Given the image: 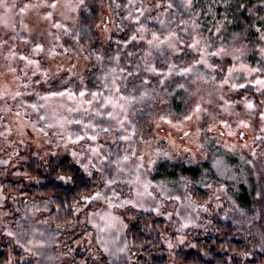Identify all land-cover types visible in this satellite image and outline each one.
Listing matches in <instances>:
<instances>
[{
	"label": "rangeland",
	"instance_id": "1",
	"mask_svg": "<svg viewBox=\"0 0 264 264\" xmlns=\"http://www.w3.org/2000/svg\"><path fill=\"white\" fill-rule=\"evenodd\" d=\"M169 1L172 0H57L58 7L51 9L39 7L45 0H0V38L4 42L0 45V244L14 243L22 255L19 262L124 264L125 260L131 259L127 229L134 218L144 212L163 220L167 227L166 245L172 240L177 244L184 241L183 233L200 230L209 223L214 207L226 203V192L221 186L207 187L213 201L210 206L206 205L208 203L199 205L195 197L187 200L190 196L187 197L184 184L167 186L152 178V174L164 156L203 158L204 141L208 136L227 148L249 154L257 148L255 160L260 168H264V146L256 147L254 138L255 134L264 137V118L261 116L264 109L258 112L256 106L248 109L249 101L236 97L240 88L233 87L236 85L233 80L249 79L254 73L251 69L261 68L250 67L240 51L234 53L230 48L224 49L228 54L210 55L215 52L207 51V45L197 34L192 36L193 43L200 41L197 47L204 49V52L199 51L197 61L204 53L209 54L207 65L195 63L203 65V71L190 70L195 74L192 78L193 104L200 102L210 113L202 114L199 120L195 117L191 121L172 119L170 112L162 108V99L158 100L161 101L158 109L140 119L136 111L137 99L126 95L120 89L126 85L116 80L106 81L89 94L81 90L74 95L64 87L57 90L46 84L41 89L38 79L19 77L18 66L13 60L15 54L22 65L28 60L19 56L22 52L16 48L17 37L21 39L19 48L25 47L33 35L55 39L57 31L72 25L80 9L89 4L99 11L97 33L106 37L113 22L111 5L120 7L128 16L137 17L147 9L154 12L157 9L154 4ZM49 13L51 17L45 19ZM16 34L19 36L15 37ZM167 48L170 50L168 45ZM259 49L264 62L261 54L264 39ZM177 50L178 46L173 49ZM234 54L236 59H233ZM211 57L218 59L219 68L225 67L220 72L221 78L217 76L220 75L218 66H213ZM228 59L232 63L227 67ZM49 62L52 76L63 75L66 83H77L75 80L87 70L86 57L75 52L52 56ZM68 69L71 70L68 72ZM225 79L226 84L223 83ZM256 81L254 83L260 86ZM87 96L89 100H86ZM161 116L166 119L161 120ZM77 136L84 139L77 140ZM92 136L97 138L91 140ZM51 158H68L84 176L96 180L93 192L75 209L74 220L61 227L48 222L49 207L33 202L27 204L21 199L17 202L7 185L23 179L20 170L28 160L48 162ZM212 165L224 179L233 181L235 177L238 182L239 175L235 176L233 170L227 171L222 158L214 160ZM108 181L113 182L109 184ZM4 188L9 193L6 191L5 194ZM8 232L13 235L9 236ZM75 254L80 256L74 258Z\"/></svg>",
	"mask_w": 264,
	"mask_h": 264
},
{
	"label": "trees",
	"instance_id": "2",
	"mask_svg": "<svg viewBox=\"0 0 264 264\" xmlns=\"http://www.w3.org/2000/svg\"><path fill=\"white\" fill-rule=\"evenodd\" d=\"M172 1L168 2L173 5L170 9L168 3H162V7L154 12L147 9L143 15L139 13L138 22L135 15L128 16L120 7L111 5L113 22L106 37L97 33L99 11L90 4L80 9L72 25L58 30L55 39L33 35L25 47L19 48L21 39L16 34V48L22 52L19 56L28 60L22 65L15 54L13 60L18 66L19 77L38 79L41 89L46 84L57 90L64 87L74 95L81 90L89 94L106 81L116 80L126 85L120 88L126 95L137 99L138 118L158 109L161 102L158 100L162 99V108L170 112L172 119L179 120L191 111L195 101L191 95L195 74L190 71L181 74L182 70L187 68L194 72L197 69L200 72L204 68L195 65L199 55L197 48L189 47L193 44V34H197L207 45V51L230 48L236 53L239 49L250 67L261 68L249 79L241 77L233 81L243 85L238 87L236 97L253 102L256 112L264 109V87L254 83L264 80V62L259 53L263 42L261 35L264 34V0H193L191 8H185L182 0ZM141 25L143 30L137 32ZM182 29L186 31L182 32ZM153 32L160 40L175 33L171 39L178 50H168L167 45L157 46L156 42L149 45ZM2 43L0 38V45ZM37 44L41 45L39 50ZM72 52L86 57L87 70L75 80L77 83H66L63 75L52 76L49 61L52 56ZM214 58L211 57L213 66L217 65V71L223 72L225 67L219 68L220 62ZM226 61L228 67L232 61ZM150 67L156 71H148ZM221 75L217 76L221 78ZM254 138L256 147L264 146V137L255 134ZM204 142L203 158L164 156L156 164L152 178L167 186L184 184L185 193L190 196L187 200L195 197L199 200L197 204L208 203L207 206L213 201L207 187L221 186L227 195L226 203L214 207L209 223L200 230L183 233L184 241L178 244L174 243L176 240L167 245L164 243L167 227L163 220L149 212L139 214L126 232L131 259L125 260L124 264H264V168H260L255 160L258 149L250 154L230 149L215 142L211 136ZM219 158L226 164L227 171L233 170L235 176L239 175L238 182L235 177L232 181L219 175L212 165ZM20 172L23 173L22 180L7 184L11 193L17 202L21 199L27 204L33 202L49 207L46 218L55 226L71 223L77 206L95 189V178L84 176L68 158H51L48 162L30 159ZM4 190L7 194L8 190ZM14 246L9 241L0 244V264H32L19 262L22 255ZM9 247L11 251L7 250ZM78 256L80 254H75L74 258Z\"/></svg>",
	"mask_w": 264,
	"mask_h": 264
},
{
	"label": "snow or ice",
	"instance_id": "3",
	"mask_svg": "<svg viewBox=\"0 0 264 264\" xmlns=\"http://www.w3.org/2000/svg\"><path fill=\"white\" fill-rule=\"evenodd\" d=\"M130 2H131V0H130ZM182 4H183V6L185 8H191L192 4H193V0H182ZM26 7H28V6H26ZM39 7L56 9L58 7V2H57V0H53V2L47 3L46 0H45V2H43L42 4L39 5ZM154 7H157V8L162 7V4L156 3V4H154ZM167 7L169 9L172 8L173 7L172 3H168ZM137 11H140V9H137ZM140 15H143V12H140ZM50 17H51V13H49V15L47 17H44V18L48 19ZM136 21L137 22L139 21V17H136ZM161 23H163V22L161 21ZM142 30H143V25H141V27L137 29V32H140ZM172 36H175V33H171L169 37H165L164 40H160L159 37L156 35V33L153 32L152 33V39L148 41V44L152 45L154 42H156L157 46H159V45L167 43L168 47L175 48L176 45L171 39ZM143 38H144L143 36H140L141 40H143ZM132 39L135 40L136 36L133 35ZM261 39H264V34L261 35ZM199 43H200V41H194V43L192 45H190L189 47L197 48L198 51L204 52V49L197 47L199 45ZM36 48H37V50H39L41 48V45L37 44ZM236 51H240V50L237 49ZM221 54H228V53H226V51L224 49H219L217 52L211 53L210 55L216 56V55H221ZM261 54L264 55V49H261ZM208 55H209L208 53H204V55L201 56V59L199 61H197V63H203V64L207 65V56ZM233 59H236V57L233 56ZM29 63H32V61H29ZM148 71L155 72L156 69L150 67L148 69ZM189 71H190V69H187V68L183 69L181 74L187 73ZM250 71L251 72H259L260 69L254 68V69H251ZM227 82H228L227 79H225L223 81V83H225V84ZM144 83H147V81H144ZM256 83L261 85V87H264V80H258V81H256ZM180 87H183V85H180ZM233 87H241L242 88L243 85H233ZM5 94H7V93H5ZM17 95H19V93H17ZM54 95H64V93H54ZM81 95H83V93H81ZM220 99H223V97H221ZM208 103L211 104V101H208ZM33 107H35V106H33ZM246 107L248 109H250V110L254 109V105L252 104L251 101L247 102ZM225 110H227V109H225ZM202 114L210 115V113L208 112L207 108L203 107L200 102H196L194 107L191 108V111L184 115L183 120L184 121H191V120H193L194 117H195V119L199 120V119H201ZM17 115H19V113H17ZM261 116H262V118H264V113H262ZM40 119L43 120L44 117H40ZM160 119L161 120H165L166 117L165 116H161ZM213 119H214V117H213ZM167 122L171 123V120H168ZM241 123L243 124L242 121H241ZM244 126L246 127L247 125H244ZM121 127H123V125H121ZM208 130L211 131V128H209ZM103 131L106 132V131H108V129H104ZM20 133L23 134V128L20 129ZM231 134L232 133H229V135H231ZM185 135H188V133H185ZM96 138H97L96 136L90 137L91 140H95ZM122 138L123 139H127V137H122ZM76 139L77 140H82V139H84V137L83 136H77ZM93 152H95V149H93ZM73 155L75 156L76 153H73ZM164 155H167V153H164ZM124 159L127 160L128 157L125 156ZM93 167H94V165H93ZM112 182L113 181H108L109 184L112 183ZM8 235L12 236L13 233L12 232H8Z\"/></svg>",
	"mask_w": 264,
	"mask_h": 264
}]
</instances>
